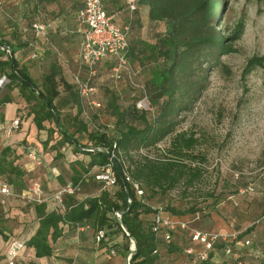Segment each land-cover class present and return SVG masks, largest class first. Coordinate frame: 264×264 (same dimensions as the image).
<instances>
[{
    "label": "trees",
    "instance_id": "obj_1",
    "mask_svg": "<svg viewBox=\"0 0 264 264\" xmlns=\"http://www.w3.org/2000/svg\"><path fill=\"white\" fill-rule=\"evenodd\" d=\"M104 6L109 14L114 13L108 10L105 4ZM124 6L125 4L121 5L120 9ZM139 6L148 9L147 21L138 20L140 23L134 26V30H131L130 25L129 62L130 59L133 60L134 67L141 70L146 85L142 86L141 95L129 94L130 100L128 99L126 105L117 102V96L112 94L109 107L112 108L115 119L112 125L104 128H99L96 124L90 125L88 120L82 117L79 93L73 85L66 82L64 86L70 91L69 98L60 101L62 107L70 103L71 105L67 111H62V107L56 102L61 97L60 80L56 77L58 71L53 70L46 74L43 83L39 84L33 79L27 66L16 56L26 43L20 40L13 43L9 39L0 38V79L6 77V83L0 91V181L8 184L15 194L22 193L30 186L27 179L29 172L23 163L24 150L9 143L3 133L5 115L2 106L14 100L12 92L15 90L18 96L24 98L26 102L24 109H27L28 115H33V121L38 129L58 133L60 138L51 144L52 149L58 151L68 143L74 147L72 155L90 156L87 166L81 164L82 171L74 170L71 177L74 184L82 179L85 182L88 178H94L98 182L94 176L87 179L83 176L88 174L92 167H103L110 163L113 164L117 178L114 187L104 190H100L99 182L97 188L99 193L83 202L77 201L76 195H66L64 209L49 212L46 210L45 202H34L39 225L25 245L34 248L37 257H49L54 254V246L62 241L63 225L68 222L88 224L96 233L100 229L107 230L105 238L113 233L122 235L127 241L126 247L131 244V238H134L137 250L132 255L131 264H160L161 244L170 245L169 252L185 251L194 244L179 249L175 242L179 234L187 231L190 234L189 230H172L169 233L170 243H166L163 233L159 235L154 233L152 220L157 212L154 208L162 207L163 216H170L173 220L189 224L190 221L211 215V210L219 205L218 202H213V207L208 210L206 208L208 206L199 207L198 202H185L186 204L181 202L178 206H171L170 203L163 204V199L182 182L185 183L184 191L187 192L202 177V169L195 161L204 162L205 158L200 153L193 152L196 138L178 129L183 121V112L190 109L198 94L206 87V65L214 59L218 60L220 55L234 51L233 46L226 44V38L213 25L220 1L137 0V9L133 11L134 13L137 14ZM131 19L133 23L137 22L134 18ZM137 29L146 30L147 36L137 38ZM253 61L264 66L262 59ZM143 90L149 102L147 109L137 107V102L144 96ZM88 111L94 118L93 112L96 110L88 107ZM46 121L51 123L49 127L45 125ZM169 137L172 139L168 157L156 159L146 154L142 155L144 153L142 150L157 148ZM50 139L48 138L45 143L49 144ZM85 139L87 142L83 143ZM91 148H101L108 152L91 151ZM63 156L65 152L56 154V158ZM188 159L191 161L188 162ZM63 175L59 172L60 181L66 183ZM134 182L144 190V196H138ZM40 184L42 187L43 184L41 182ZM155 196L163 199H159L161 203L153 207L149 205L147 198ZM207 196L216 199L213 193ZM183 197H186V193ZM128 199L131 200L130 203ZM231 202L233 203V200ZM233 205L238 207L240 204L236 201ZM118 211L124 213L121 224L129 235L115 218ZM230 218L219 214V219L226 227L221 231L230 230L234 223ZM73 225L76 227V224ZM108 228H112L110 234ZM234 228L237 229L235 226ZM249 232L250 229L245 234ZM0 234L5 240L9 238L5 229L0 228ZM243 238L241 235L237 242L232 243L233 251L227 255L230 257L228 263L242 258L243 264H262L264 254L256 258L253 253L250 254L253 249H246L244 253L239 254L241 256H235V246L237 247ZM218 245L223 247L225 252V244L219 243L216 246ZM216 246L211 251L209 260L202 264H217L212 261Z\"/></svg>",
    "mask_w": 264,
    "mask_h": 264
},
{
    "label": "rangeland",
    "instance_id": "obj_2",
    "mask_svg": "<svg viewBox=\"0 0 264 264\" xmlns=\"http://www.w3.org/2000/svg\"><path fill=\"white\" fill-rule=\"evenodd\" d=\"M219 1L220 6L214 15L213 25L226 38V44L233 46L234 51L220 55L218 60L214 59L206 65V87L198 94L190 109L183 112V121L178 129L196 138L193 152L200 153L205 158L204 162L195 161V164L202 169V177L187 192L184 191L185 183L182 182L162 199L163 204L170 203L171 206H178L181 202L183 204L198 202L199 207L208 206L206 207L208 210L213 207V202H218L219 205L211 210V215L190 221L189 227L199 231H221L226 227H216L214 220L221 221L219 214L227 218L232 217L230 219L234 220L233 225L238 230L248 228L252 233H256L254 246L264 251V225L255 224L264 212V66L253 61L254 59L264 61V0ZM136 35L137 38L146 37L147 31L137 29ZM106 66L112 69L114 61L107 60ZM131 67L136 73L134 76L136 86H132L133 88L126 81L112 79L111 72L105 74L101 71L97 75V91L93 94L92 100L101 104L100 107L93 108L96 110L93 112V122L99 128L112 125L115 119L112 108L109 107L112 94L117 96V102L123 105L128 103L130 95H141V87L146 85V79L140 69H136L133 64ZM21 122L22 117L20 129ZM49 124L51 123L48 122L47 125ZM27 131L28 129L24 130L26 134ZM32 135L34 136L35 133L31 130L28 138L30 139ZM48 138H51V141L46 144L44 151L49 153L51 162L57 163V169L64 174L65 181H70L72 172L75 169L81 171V164L86 165L89 158L85 154L72 155L74 147L69 146L68 143L58 150L65 152V156L56 158L59 152L52 149L51 144L57 142L60 137L57 132L48 131ZM171 139L172 137L167 138L157 148L142 150L141 152H144L142 155L146 154L156 159L168 157ZM29 144L23 141L24 150ZM42 170L46 175L51 172L48 166L42 167L41 172ZM249 185L255 187V192L241 193V190ZM97 188L98 183L94 178H88L82 183L78 194L81 197L85 194H93ZM185 193L186 197H183ZM209 193H213L216 199L207 196ZM12 198L14 206L8 211L9 219L1 218L6 208L0 207L2 229L15 226L14 222L21 217L14 213L16 208H27L25 213H30L34 204L16 195ZM230 198L233 203L237 201L240 205L235 207ZM159 199L160 196H155L147 198V201L149 205L155 207L161 203ZM22 201L23 204L25 203L24 207L20 204ZM26 218L28 220L25 228L33 227L34 217L31 218L29 214L24 219ZM119 237L118 248L115 250L126 258L132 242L126 247V239L122 235ZM175 242L179 249L190 246L192 240L189 232L179 234ZM169 246H162L165 250L160 256L161 261L168 260L167 264H190L191 258L184 250L169 252ZM246 249L241 244L235 246V256H241L239 254L244 253ZM229 259L223 247L216 246L212 261L217 264H228Z\"/></svg>",
    "mask_w": 264,
    "mask_h": 264
},
{
    "label": "crops",
    "instance_id": "obj_3",
    "mask_svg": "<svg viewBox=\"0 0 264 264\" xmlns=\"http://www.w3.org/2000/svg\"><path fill=\"white\" fill-rule=\"evenodd\" d=\"M103 3L108 10L114 12L115 22L120 28L131 25V30H134V26L136 27L140 23L138 20H141V22L147 21L146 14L148 9L145 7L139 6L136 14L131 12L127 7V0H103ZM124 4V8L120 9L121 5ZM83 7L84 0H0V38L9 39L13 43L19 40L26 43L17 52L16 56L19 61L27 66L31 76L39 84L43 83L46 74H49L53 70L58 71L56 77L60 80L59 90L61 91V97L56 102L61 107L62 102L60 100H67L70 94V91L65 88L64 83L73 85L77 91L75 83L76 76L79 75L82 79H85L88 72V67L79 62L77 58L79 43L85 30V25L78 17V13ZM140 13L142 14L141 19L139 16ZM131 18H134L137 22L133 23ZM35 25H40L44 29L37 33V30L34 28ZM107 60L114 61L112 58ZM107 60H103L98 64V74L101 71L105 74L112 72L111 67L107 68L105 65ZM132 61L130 59L131 64ZM122 80L126 81L128 85L135 87L132 83H129L126 76L120 81ZM12 96L14 100L2 106L5 122H10L16 118L20 120L22 117V128L20 129L19 126L18 131L11 137H6L5 134L4 136L9 140V143L20 147L21 150H24L25 147L23 141H27L28 144L30 143V146L37 149L41 154L43 157L42 164L38 165L32 162L27 155V146L24 150L25 156L23 157V163L29 172L27 179L30 185L33 183L40 184L41 182L43 184L44 196L50 197L53 192L65 183L60 181L56 163L51 162L52 158L49 153L44 151L46 146L44 141L47 139L48 131L46 129H38L33 121V115H28L27 110H24L26 102L24 98L18 96L17 90L12 92ZM70 105L62 107V111H67ZM80 105L82 107L81 102ZM82 110V117L86 118L83 107ZM47 123L46 121L45 125L49 127L50 124L47 125ZM26 129H28L27 134L24 132ZM31 130L35 135H32L29 139L28 134ZM89 130H91V127H89ZM85 140L87 141V139ZM87 157L89 158L88 161H90V156ZM45 166H48L49 170L52 168L57 169L58 173L56 175L58 176L56 177L51 173L52 170L47 175L44 174L43 170L41 172L42 167ZM99 169L100 167L95 166L91 168L90 172L95 173ZM72 181L71 179L70 181H66V183ZM11 191L12 195L8 196L6 202L0 206L2 209L3 207L6 208V212L4 211L5 214L2 213L3 215L1 217L5 220L9 219L10 213L8 211H11L14 206L12 197L15 193L12 189ZM96 193H99V189L93 194H85L82 197L77 193L75 199L83 202L96 195ZM45 203L47 211L52 212L56 210L54 202L51 199H47ZM20 204L22 205L23 201ZM24 204L22 205L23 207ZM26 211L27 208H16L14 213L21 217L17 218L14 222L15 226H10L8 229H5V232L9 235L7 240L0 234V264H9L7 249L11 240H24L26 242L38 228L39 218L37 217L36 205L33 204L30 213H25ZM29 214L31 218L34 217V222L32 223L34 226L25 228V223L28 219L24 218L28 217ZM214 224L218 228L225 227L222 221L216 219L214 220ZM110 230L112 228H108V234H110ZM119 238V235L113 233L107 235L103 243H98L96 230L93 227L84 224L81 228H77L72 223L66 222L63 225L62 241L54 246V254L52 256L37 257L34 248L25 245L14 260V264H126V258H123L121 253H116L115 250L118 248L116 243L118 244ZM163 245L166 244H161L159 250L160 255H163L165 250L162 248ZM112 250L114 253L111 252ZM160 262L162 264L169 263L168 260H160Z\"/></svg>",
    "mask_w": 264,
    "mask_h": 264
},
{
    "label": "built area",
    "instance_id": "obj_4",
    "mask_svg": "<svg viewBox=\"0 0 264 264\" xmlns=\"http://www.w3.org/2000/svg\"><path fill=\"white\" fill-rule=\"evenodd\" d=\"M128 8L131 12L137 9V0H127ZM78 17L81 22L85 25V30L82 35V39L79 43L78 60L82 64L88 67L87 76L82 79L79 75L75 78L76 88L79 93L80 102L84 108L85 117L90 125H94L93 118L88 114V107L98 108L101 106L99 102L91 99L93 94L97 91V75L98 64L107 59H114V66L111 72V78L114 80H121L126 76L130 83L134 86V76L136 73L132 69L129 62V51L130 44L128 40V34L130 31V26H125L120 28L115 22V16L109 14L105 9L103 0H84V7L79 11ZM34 28L38 32H41L44 28L40 25H35ZM4 49V48H2ZM6 83V77L0 79V91ZM141 89H143L141 87ZM143 97L137 102V107L140 109H147L149 102L147 96L145 95V90H143ZM20 125L19 118L13 119L10 122H5L3 126V131L6 137H11L16 131H18ZM28 158L40 165L43 162V157L41 154L32 146L27 147ZM52 173L56 175L58 173L57 169H51ZM59 174V173H58ZM89 176H94L95 179L101 183L100 190L106 188L114 187L117 183L116 173L113 169V164L110 163L106 166L100 167V169L95 172L85 174L84 179ZM130 180L129 177H127ZM83 179L77 184L73 182H68L60 186L58 190L53 192L50 197H45L43 189L39 183H33L28 189L20 194H14L27 202H45L47 199H51L54 202V207L56 210L64 209L65 196L66 195H76L82 188ZM134 188L138 196H144V190L140 185L134 182ZM255 192V187L249 185L244 190H241L243 194H253ZM12 195L11 188L8 184L0 181V203L6 202V198ZM143 201H145L143 199ZM130 203L131 200L128 199ZM236 203V202H235ZM73 206V205H71ZM157 212L154 214L152 220V231L157 235L163 233L165 235L166 243H170V232L175 229L189 230L190 237L193 246H190L185 250V253L190 256V264H202L209 260V255L211 251L214 250L215 246L219 243H224V249L226 255L232 253L233 242H237L241 235L244 236L240 240L239 244L247 249H253L254 251L250 254H254L256 258L262 257L264 251L260 248L254 246V240L256 238V233H247L248 228L245 229H235L232 225L228 231H199L196 229H191L189 224L184 221L173 220L170 216H163V208L156 207ZM65 212V211H64ZM115 214L119 215V211ZM199 217V215L197 216ZM76 224L77 228H81V224ZM257 225H264V212L261 214L260 218L255 222ZM245 234V235H244ZM106 231L100 229L96 233V239L98 243H101L105 239ZM238 244V243H237ZM25 246L24 240H11L7 249V257L9 259V264H14V260L18 256L20 250ZM114 253V251H111ZM228 264H243L242 258H237L233 262Z\"/></svg>",
    "mask_w": 264,
    "mask_h": 264
},
{
    "label": "water",
    "instance_id": "obj_5",
    "mask_svg": "<svg viewBox=\"0 0 264 264\" xmlns=\"http://www.w3.org/2000/svg\"><path fill=\"white\" fill-rule=\"evenodd\" d=\"M11 54H13V53L11 52ZM90 150L91 151H99V150H101V151L108 152L107 150L101 149V148H91ZM123 214H124L123 212H119V215L120 216H118L117 214H115V218H116L117 222L121 225V227L123 228V230L126 232L125 228L121 224V217H122ZM126 234L129 235V233H127V232H126ZM131 242H132V246L128 250L127 255H126V264H131L132 255L137 250V242L134 240V238H131Z\"/></svg>",
    "mask_w": 264,
    "mask_h": 264
}]
</instances>
